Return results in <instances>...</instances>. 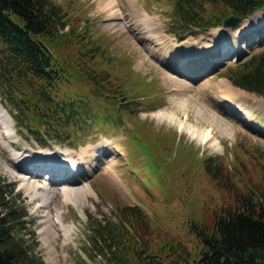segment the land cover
Listing matches in <instances>:
<instances>
[{"label": "rangeland", "instance_id": "obj_1", "mask_svg": "<svg viewBox=\"0 0 264 264\" xmlns=\"http://www.w3.org/2000/svg\"><path fill=\"white\" fill-rule=\"evenodd\" d=\"M55 1L63 4L67 13L79 18L73 23L76 33L85 30L83 39L74 33L71 39L76 44L60 48L56 55L67 59L69 64L71 62L73 68L79 67L88 57L87 54L78 56L81 49L85 50L80 43L89 37L98 49L91 60L107 61L108 65L122 69L125 68L122 65L127 64L125 79L112 77L125 90L126 97L130 96V103L128 110L116 114L110 111L113 108L103 105L113 115L114 125L109 123L106 131H103L106 125L102 120L93 123L95 125H82L81 140L68 148L64 140L60 141L65 145L54 138H45L41 144L25 128L17 127L8 111L10 105L0 97V113H4L2 117L10 125L13 140L21 143L20 146L27 151L31 147L34 152L65 150L75 155L80 147L90 146L89 150L83 148L88 150L85 158H89L91 152L98 158L77 182L76 189L68 190L69 198L64 199L59 190L61 184L55 186L46 181L43 189L41 182L29 179L35 182L37 189L24 190L21 187L23 180L18 179H27L30 173L16 169L22 156L15 159L16 168L2 163L1 157L0 180L3 184L0 188L9 201L25 212L22 217L24 229L18 233L27 237V244L43 264H93L82 250L87 247L84 245L87 220L106 216L115 221L119 205H139L151 226L158 230V235L172 237L189 248L192 244L186 225L190 220L208 219L219 207L231 204L239 189L253 187L254 190H264V97L231 85L224 76L236 57L244 59L264 48V26L260 33L249 31L251 27L248 29L254 38L248 45H245L244 33L238 34L240 26L231 30L226 27L227 34L222 26L212 27L207 32L194 29V33H180L183 38L179 40L175 32L178 30L173 29L172 32L168 25L172 20L169 16L172 4L168 0H114L116 8H120L114 13L100 7V0ZM132 2V9L158 29L156 32L162 36L163 43L152 40L141 43L136 37L130 22L141 16L131 14ZM72 16H69L70 21ZM254 20L263 22L264 10L244 18L242 22L252 25ZM223 42L237 46V52L218 59L221 63L216 66L214 63L218 60L212 56L208 60L210 63L202 62V58L206 59V55L219 49ZM147 46L155 55H150ZM178 47L180 50L184 48L182 52L190 51V48L198 50V55L191 59L198 60L193 67L191 64L180 65V58L190 61L191 56L187 59L178 51L174 53ZM199 64L195 70L194 66ZM179 72L185 73L189 79ZM165 75L176 81H185V86H173L175 83L170 78L166 80ZM221 80L231 97L218 95L221 89L223 92L226 90L220 89ZM69 81L71 85L61 83L53 89L56 96L70 97L72 87H77L73 85L72 77ZM172 87L180 91H174ZM161 114L163 117L160 119ZM35 120L40 122L37 117ZM98 123L102 124L101 128H98ZM129 130L135 139L131 142ZM168 142L171 148L167 147ZM202 159L221 163L222 172L229 180L221 179L219 184L206 175ZM105 165L111 166L115 177L105 172ZM37 195L38 199L34 200ZM41 201H44L43 206ZM53 221L54 225L51 224ZM123 226L132 232L125 222ZM46 229L51 232L49 237L44 232ZM192 248L193 245L190 250ZM156 257L155 264H168V257L172 256L161 252ZM95 264L107 263L96 258Z\"/></svg>", "mask_w": 264, "mask_h": 264}, {"label": "trees", "instance_id": "obj_2", "mask_svg": "<svg viewBox=\"0 0 264 264\" xmlns=\"http://www.w3.org/2000/svg\"><path fill=\"white\" fill-rule=\"evenodd\" d=\"M168 1L172 4L168 25L172 32L178 30L177 39H182L184 32H196L194 29L207 32L230 13L246 18L264 10V0ZM69 16L66 7L55 0H0V97L10 105L15 125L41 144L45 138H54L75 146L81 140L82 125L102 120L106 125L103 131L109 123L114 125L113 115L103 105L113 108L110 111L115 114L129 109L130 96L126 97L112 77L125 79L127 64L122 69L107 61L91 60L98 49L87 36L80 43L85 50L78 56L88 57L79 67L73 68L71 62L56 55L60 48L76 44L71 38L76 33L73 23L79 18L72 16L70 21ZM80 31L76 34L83 39L85 30ZM246 37L247 44L249 39L254 41L253 34ZM224 76L231 85L264 97V48L235 61ZM70 77L77 88L71 86L70 97L56 96L53 89L61 83L71 85ZM102 124L98 123V128ZM131 133L129 130L130 142L135 140ZM202 164L204 173L219 184L221 179L229 180L221 163L205 159ZM2 184L0 180V187ZM252 188L239 189L231 204L219 207L208 219L187 223L192 250V245L188 248L172 237L158 235L135 204L119 205L115 221L106 216L88 218L87 247L82 250L93 264L96 258L107 264H155L161 252L172 256L168 264H264V190ZM24 215L0 188V264H43L27 244V237L18 233L24 229Z\"/></svg>", "mask_w": 264, "mask_h": 264}, {"label": "bare ground", "instance_id": "obj_3", "mask_svg": "<svg viewBox=\"0 0 264 264\" xmlns=\"http://www.w3.org/2000/svg\"><path fill=\"white\" fill-rule=\"evenodd\" d=\"M100 2H101V6L100 7H102V8H108L113 13L114 12H117L118 10H120L119 7H118L119 9L116 8V5H115L116 3H114V0H100ZM131 4H132V7H130L131 8L130 9L131 14L141 16V17H137L136 16V18L133 21L130 22L131 27L134 30L133 32L136 35V37H138V39L141 40V43H145V42H148V41H151V40L154 43H163L162 36L159 35V33L156 32V30L158 31V29L156 27H152L150 25L152 22L149 21L147 18L142 17L141 14L140 15L137 14L135 12V10L132 9L133 8V5H134L133 2ZM132 18H134V17H132ZM252 18H254V16ZM243 20H244V18L241 17V20L237 24H235L234 26L230 27V30L232 28H234V27L240 26L237 29L238 30V34L239 33L240 34L241 33H244V36H249L248 29L250 27L252 28V31H258V32L262 31L263 26H264V21L263 22H260V20H257V21L254 20V21H252L253 22L252 25H247V24L244 25V23L242 22ZM223 29H224L223 32L225 34H227L229 32V31H227L226 27L223 28ZM239 30H243L244 32L239 31ZM164 42H166V40ZM245 45H248V44L245 43ZM183 47L185 48L186 46L183 45ZM184 48H181V50H180V47H178V48L174 49L175 50L174 53L178 51L179 54L181 53L180 55L184 56L187 59L191 56L189 60L195 58L198 55V50H193V49L190 48V51H188L189 50L188 49L187 51L182 52V49H184ZM186 48H189V47H186ZM234 48H235V50H237V46H235V47L234 46H229V47H226V48H222L220 50V52L218 50L217 53H215V52H211V54L208 53L206 55L207 58L205 57L206 59L202 60V62L207 61V63H210V61H208V60H209V57H211V56L213 58H217V60H218V59H222L225 56H229L230 54L233 55L234 54L233 53ZM239 48H240V45H239ZM147 49L149 50V53H151L150 55H155V52L153 50H150V47L147 46ZM203 53H206V50L203 49ZM203 53H199V54L201 55ZM166 55L164 56L165 58L167 57ZM172 57L175 58L176 56H172ZM168 61L171 63L170 60H168ZM178 61H179V63H181L180 65H183V64L184 65H187V64L190 65V62H187V61H185V60H183L181 58ZM167 67L170 69V66L167 65ZM179 70L185 72L182 69H179ZM180 74L186 76L185 78H188L189 79V77L187 75H185V73H180ZM170 77L171 76L165 75L166 80L168 78H170ZM170 81H173V83H175L173 86H175V85H184L185 86V83H186L183 80L178 79L176 81L173 78H170ZM187 87L189 88L188 85H187ZM219 87H220V89L221 88H225L226 89L224 92L221 89L220 90V94L218 93L219 96H221V97L222 96H226V97L229 96V97H231L230 91L227 90V88H226L227 86L225 85L224 82H222V80L220 81V86ZM173 90L174 91H180L179 89H175V88H173ZM221 93H223V95ZM224 99H228V98H224ZM174 102H173V104H174ZM229 104H231V103H229ZM182 107H180V108H182ZM1 108L4 109V107H2V106H1ZM2 113L3 112L0 113V160H1V157L3 159L1 162L2 163H5L9 168L11 166L14 167V168H16L15 165H14V161H15V159L18 156H22L21 159H20V161L17 164V168L16 169L22 170V171H24L27 174L30 173V175H29V177L27 179H23V178H19L18 179L20 181L23 180L21 187L24 188V190H26V191H31L33 189L36 190L37 189V185L33 181L41 182V185L40 184L39 185L42 186L43 189H45L44 187H46V186H44L45 185L44 182L46 183V181H47V182H49L51 184H54L55 186L61 184L60 185L61 187L59 189L60 192H61L60 194L62 195V197L64 199L69 198V192H68V190H70V189H76V186H78V183L77 182H79L80 179L83 178L84 172L87 173L90 170V164L93 162V160L94 159H97L98 160V158L96 157V155H94L93 152H91V153L88 154L89 155V158H85L86 157L85 154L89 150L90 146H82V147H80L79 152H77V154H75V155H72L71 153L66 152L65 150H63V151L51 150V151L46 152V153L43 154L41 152H34V150H32L31 147L27 151L25 148H23V147L20 146L21 143L19 144L18 141L13 140V135L9 131L10 125L6 121L7 119L5 120V118L2 117V115L4 114V113L3 114ZM162 117H163V115L161 114V116H159V118L161 119ZM5 141L7 143H5ZM86 147H87L88 150L83 149V148H86ZM104 148H105V146H104ZM12 150L14 151V153H12L13 152ZM8 151H9V153H8ZM103 153H107V152L105 150H103ZM64 157H68L69 159H64ZM47 162L50 163V164H52V165H54V170H52V171H48L47 170V168H48ZM95 163H93V164H95ZM73 164H76L77 167H79V166L82 165V169L84 171L83 174H81V175L79 174L78 177H73L72 175L69 176L70 174H72V170H73V167L72 166H73ZM103 167L105 168V172H107L109 175L115 177L113 171L111 170V166L110 165H105ZM13 170L16 171L15 169H13ZM63 170H65V171L67 170L68 171L67 172L68 175L66 173H64V172L63 173H60V171H63ZM42 173L45 174L46 177H43V174ZM67 176H69L68 179H67ZM72 178H74V179H72ZM29 179H31L33 181H31ZM71 187H73V188H71ZM55 189L58 190L57 187H55ZM35 199H38V195L34 197V200ZM41 203H42L41 206H43L44 205V201L43 202L41 201ZM53 223L55 224V221L51 222L52 225H54ZM56 223H57V221H56ZM46 230L47 231L44 230V232L49 237V235L51 234V232L49 231V229H46ZM65 233H64V235H65Z\"/></svg>", "mask_w": 264, "mask_h": 264}, {"label": "water", "instance_id": "obj_4", "mask_svg": "<svg viewBox=\"0 0 264 264\" xmlns=\"http://www.w3.org/2000/svg\"><path fill=\"white\" fill-rule=\"evenodd\" d=\"M240 20H241L240 16L230 13L221 20V26L222 27H232L235 24H237Z\"/></svg>", "mask_w": 264, "mask_h": 264}]
</instances>
